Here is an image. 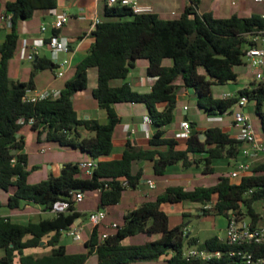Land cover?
Segmentation results:
<instances>
[{
    "label": "trees",
    "instance_id": "obj_1",
    "mask_svg": "<svg viewBox=\"0 0 264 264\" xmlns=\"http://www.w3.org/2000/svg\"><path fill=\"white\" fill-rule=\"evenodd\" d=\"M57 1H9L3 14H10V26L6 28L0 20V190L10 192L6 203L10 209L32 202L50 211L55 200H71L76 191L83 194L98 191V209H105L117 204L126 188H135L141 182L145 161L151 163L154 175H163L169 166L178 163L183 168L203 164L204 172L211 173L214 159H238L243 142L219 126L202 131L206 136L204 141L200 140L197 133L201 131L197 130L185 140L184 148H179L178 139L165 136V132L174 118L179 86L194 90L198 107L209 117L230 112L237 98L215 97L211 87L237 80L234 67L244 62L245 50L254 44L251 37L264 28L261 14H233L223 18L210 12L199 14L196 9L201 0H188L178 18L164 19L153 12L135 14L128 7L105 4L104 19L90 33L93 39L90 49L64 82L59 96L25 101V92L33 88L35 73L45 69L53 71L56 65L50 58L37 56L32 61L29 79L13 80L9 76V64L20 46L17 26L20 20L31 18L35 10L54 9ZM139 58L148 61L146 74L153 80L148 91L134 90L126 81L118 86L111 84L114 79H125ZM92 67L96 68L97 77L91 96L105 121L79 119L73 105V95L87 88L88 69ZM239 93L248 95V103H255L264 129V114L259 112L263 87L257 85L252 91L239 90ZM119 102L143 103L152 134L147 147L127 142L122 157L110 159L114 130L121 122L114 108ZM189 122L192 129L197 128L196 122ZM25 125L37 131L38 139L44 135L46 141L61 147L87 152L96 160L92 173L81 177L78 162H66L58 175L50 174L44 180L29 182L28 155L21 133ZM79 127L90 135L82 136ZM248 171L251 174L241 176L238 181L222 174L215 184L192 189L180 184L167 185L153 200L127 211L123 223L117 224L115 231L105 238L100 225L94 226L84 242V252L68 253L60 244L63 231L73 227L82 215L74 210L73 203L67 212L37 222L21 224L0 217V264H13L16 255L20 264H86L92 254L96 255V264L150 262L159 258L166 264H228L225 254L221 259L210 261L185 257L184 249L191 246L224 252L230 246L218 236L199 242L186 232L183 222L170 226L168 214L161 206L184 201L203 205L214 199L209 209L200 207L203 215L212 213L226 219L232 214L249 216L253 226L261 225L255 203L264 198V162L249 165ZM138 234L146 235L143 242H123ZM46 236H49L46 245L51 248L48 253L23 254L24 249L39 246Z\"/></svg>",
    "mask_w": 264,
    "mask_h": 264
},
{
    "label": "crops",
    "instance_id": "obj_2",
    "mask_svg": "<svg viewBox=\"0 0 264 264\" xmlns=\"http://www.w3.org/2000/svg\"><path fill=\"white\" fill-rule=\"evenodd\" d=\"M13 1V0H0V15L4 12L5 3ZM144 5H148L151 7V12L158 14L161 18L162 16H169V15H181L184 11L185 7L189 4L188 0H144L142 1ZM106 0H58L57 5L54 8L56 13H65L68 16L67 21L65 24L57 29L53 30L51 23L55 18V14L51 12L50 10H35L31 18L26 20H20V23H18V29L22 28V32L18 31L19 38H29V39H35L44 37L47 38L50 34L55 33L60 37L66 38L70 45H71V52L69 53V57L71 58L72 67L67 71L74 69L76 64L81 61L88 53L90 46L92 44V37L90 35L91 29H92V22L95 18H98L99 20L101 16L104 14V8H105ZM196 11L199 14L210 12L215 17H229L233 14L237 15H251L253 13L264 15V4L255 2L254 0H201L197 6ZM178 16V17H179ZM164 19H173V18H164ZM42 24H45L47 26V29L45 32L40 31V27ZM2 41V38H0V42ZM46 51L48 55L44 52ZM37 56L40 57H47L50 58V51L46 47L39 48ZM35 57V59L37 58ZM67 56L65 53H60V57ZM32 69V61L20 59L19 52L15 54V56L11 59L9 64V76L13 80H19V81H27L30 77ZM43 75L46 76V72L43 70L39 73L37 71L33 78V88H54V89H61V87L55 86L52 82H46ZM96 77H97V70L95 67L88 69V84L87 88L83 91H79L73 95V105L75 107V110L77 112V117L79 119H97L99 121H105V116L103 112L97 107L96 102L94 100V103H91L89 107L78 109L74 102L78 101L79 103H83L87 100V93L86 91L90 93L92 89L96 86ZM68 79V78H67ZM66 79V80H67ZM65 80V81H66ZM147 81L144 80V84ZM253 81H246L244 84L239 87L236 90H231L229 92H236L240 88H242L246 84H252ZM152 82L148 85V88L150 89ZM180 94H177V100L180 97ZM162 108V105L160 106ZM185 118H187L186 112L187 110L183 109ZM147 114H144L142 117L146 116ZM225 115V114H224ZM223 115V116H224ZM223 116H214L215 118H220L219 121H222ZM134 117V116H133ZM131 117V122L126 121L124 123V127L122 132L125 135H122L121 133H118L116 137L113 135L112 143H113V150L111 155L109 156L110 159H120L122 157V150L127 142H130L132 144H135L136 146L145 148L148 145L149 137L152 134V130L150 126H147L143 124V118L139 120H134V118ZM184 118V119H185ZM188 119V118H187ZM233 119V118H232ZM207 127V125H197L198 131H204ZM222 128V130L227 131L231 134L232 137L237 138L238 135V129L234 126L233 121H231L229 124H226L225 126H219ZM78 130L81 132L82 136H88L90 133L85 130L82 127H79ZM21 133L24 137L25 141V152L29 156L31 154L29 148L31 147L33 142L39 143L41 141V136L38 139L37 138V131L33 130L30 125H25L21 129ZM166 136V135H165ZM173 137V136H172ZM175 137V136H174ZM179 141V148H184V142L185 140H178ZM262 143H264V139L261 140ZM115 145H119L121 150L114 151ZM248 145L246 143H241V151L244 148H247ZM256 158L260 157V153L254 155ZM239 159L232 161L229 160V165L232 166L231 170L227 172V175H230L231 171H234L235 167L238 163H240ZM234 163V165H233ZM63 163H52L49 165L50 169L52 170L50 174L56 176L59 173V170L61 168ZM179 164V163H178ZM144 168V175L146 174L152 175V168L151 163L148 161H145L142 163ZM31 166L28 162L27 167ZM194 167V166H192ZM200 167V165L198 166ZM84 176L81 177H87L88 175L83 172ZM251 174L250 171L246 172H240L237 177H231L233 181H238L239 178L243 175H249ZM189 184H191L192 180L190 177H186ZM147 179L153 180L151 177H148ZM143 182H146V180H141ZM156 187V182L153 180ZM185 188L189 189L187 186L183 185ZM149 187V186H148ZM154 187V188H155ZM133 188V187H132ZM150 188V189H154ZM93 195H91L90 199L96 201V207H89V206H82L80 205L84 201L83 200L79 203L74 204V210L82 213L80 217H78L75 220V227L79 231L80 238L74 239L72 236L68 235L66 231H63L61 238H60V244L65 246V249L68 253H76V252H84L86 251V248L84 246V242L89 238L91 231L94 226H92L87 219V214L89 211L98 209V191H92ZM10 194V192H9ZM147 197V196H146ZM122 198V197H121ZM148 199H145L141 202H145ZM182 202L175 203V204H163L161 206V209L164 210L169 217V225L175 226L179 225L182 221V212L180 208ZM3 204V203H2ZM1 204V205H2ZM33 204L38 208V214L42 215L45 211L42 210V207L38 204L32 203V202H23L21 203L20 207L17 209H10L7 205H4L6 207V210L3 211L2 208H0V217L8 218L11 222L15 223H21L25 224L29 221H32L33 215L36 213H29L27 212L26 206ZM140 204L135 203L133 207L128 208L126 210H132L139 206ZM198 207H200V204L197 203ZM173 210L172 212H168V210ZM2 210V211H1ZM177 210V211H176ZM106 211V209H105ZM201 211L200 213H202ZM171 213V214H170ZM180 213V214H179ZM56 213L53 212V216ZM107 215V212H106ZM51 217H44V218H52ZM181 218V219H180ZM42 219V218H41ZM112 223H116V221H106L104 220L103 224L101 225V230L104 233H107V229L110 227ZM117 224V223H116ZM185 229V228H184ZM186 230V229H185ZM49 236H46L43 238L39 246L32 247V248H26L23 250V254H33L34 256H40L42 254L48 253L50 251V246L46 245L47 240ZM129 238H126L123 242L129 240ZM79 248V249H78ZM95 254H92L89 258L91 259L92 256ZM163 260V258H159L156 261ZM88 262V261H87ZM13 264H20L19 261V255H16L13 259Z\"/></svg>",
    "mask_w": 264,
    "mask_h": 264
},
{
    "label": "rangeland",
    "instance_id": "obj_3",
    "mask_svg": "<svg viewBox=\"0 0 264 264\" xmlns=\"http://www.w3.org/2000/svg\"><path fill=\"white\" fill-rule=\"evenodd\" d=\"M178 16L179 15L176 14L162 16V18H178ZM100 19H104V15L101 16ZM17 31L22 32V28L18 29L17 27ZM244 47H246V45ZM44 52L47 55L49 53H47L46 51ZM147 64V59H137L134 67L130 69L125 79H114L111 81V84L114 86H118L126 81L134 90H137L139 92L148 91V85L153 82V80L146 74ZM165 64H169V60H165ZM234 69L238 75L237 80L227 83L213 84V86L211 87L213 96L222 97L224 93L231 90H236L241 87L244 84L245 80L253 81L254 74L249 66L245 63V61L242 64L236 65ZM41 71H39V73ZM44 71L46 72V76L43 75V77L45 78L46 82H52L55 86L58 87H63L65 80L67 78H70L74 73V69H72L69 72H66L64 76L55 78L53 71L49 69H45ZM144 80L147 81L145 84ZM176 82L179 84L181 83L180 79H177ZM86 93V101H84L83 103H79L78 101L74 102L75 106L78 109L89 107L91 103H94L93 98L90 97L89 91H86ZM177 94H180L181 96L178 98L176 107L174 109L173 121L166 127L165 135L167 137L175 136L176 131L179 129L180 122L185 118V114L183 111L184 106L187 109L186 115L188 120L196 122L197 125L207 126H225L226 124H229L231 121H233L232 118L234 112L236 110H239V107H237L236 105L232 106L229 110L230 112H227L223 116L222 121H219L220 118L209 117L204 110L198 107L197 97L192 88L179 86ZM114 108L118 115L121 117V122L115 127L113 134L114 137H116L118 133L125 135L122 132L124 123L126 121L131 122V117L134 116V120H139L143 118L142 116L144 114H147V108L143 103L119 102L114 104ZM244 111L249 114L253 130L257 138L261 141L262 139H264V129L261 123V115L255 110V103H248V105L244 108ZM259 112L264 114V106H260ZM41 138L42 139L39 143L33 142L31 147L29 148L31 154L29 156L28 162L31 166L27 167V169L30 171L28 181L31 183H35L48 178L52 171L49 165L52 163H76L81 160H87L88 158H90L87 152L81 151L80 149L61 147L54 142L46 141L44 135H42ZM41 148H43L44 151H40ZM120 148L121 147L119 145H115L114 151L121 150ZM238 159L239 161H241L240 163H247L249 165L258 164L264 162V152H260V157L256 158L254 155H245L243 151H241L239 153ZM32 166H35V168L33 169ZM212 166L213 171L211 173H205L203 164H201L200 167L194 166L190 168H183L179 163L169 166L166 170V173L163 175L146 174L143 180H147L148 177H151L153 180H155L156 187L154 189H150L146 182L141 181L135 188H126L123 192L121 200L117 204L109 205L105 208L107 215L104 220H114L117 224H122L124 214L126 213V210L128 208L133 207L135 203L141 204V202L145 199L153 200L156 195L160 194L167 185L180 184L187 186L189 189H192L196 186L213 185L218 181L219 176H221L222 174H227V172H229L232 168V166L229 165V160L225 158L214 159ZM83 172L84 171L82 170L81 174L79 175L84 176ZM186 177H190V179L192 180L191 184H189ZM91 195H93L92 191L86 192L84 201L80 205L96 207V201L90 199ZM8 196L9 192L0 190V203L6 205ZM3 204L0 206V208L5 211L6 207L3 206ZM262 206L263 203L261 201L255 203V209L258 213L262 211ZM179 209H181L180 212L185 213V215L181 216V222H183V227L186 229V232H188L191 237H196L199 242H203L204 240L212 236H218L219 238L224 237L226 226L225 217L221 215H214L212 213L203 215V212L200 213L201 209L200 207H198L196 202L184 201L181 203ZM25 210L29 213H36L32 217V221L36 222L41 218L53 216V212L51 211H45L42 215H39L38 208H36V206H34L33 204L26 206ZM168 212L173 213V210L169 209ZM101 227L102 226L100 225V228ZM114 231L115 228L109 227L107 229L108 233H113ZM145 238V234H138L130 237V239L125 242L141 243L145 240ZM1 254L2 251L0 250V255ZM86 264H96V255L92 256ZM129 264H166V261H143L132 262Z\"/></svg>",
    "mask_w": 264,
    "mask_h": 264
},
{
    "label": "built area",
    "instance_id": "obj_4",
    "mask_svg": "<svg viewBox=\"0 0 264 264\" xmlns=\"http://www.w3.org/2000/svg\"><path fill=\"white\" fill-rule=\"evenodd\" d=\"M142 1L144 0H106V4L108 7H128L135 14L151 12V7L144 5ZM254 1L264 4V0ZM50 11L55 14V18L51 23L52 29L57 30L65 24L68 16L65 13H56L55 9H51ZM0 20L6 28L10 26V14L0 15ZM97 23H99V19L95 18L92 22V29ZM46 29L47 26L42 24L40 31L45 32ZM251 40L254 44L245 50L243 58L253 72L254 79L252 84H246L239 90L252 91L257 85H260L264 89V28L253 35ZM41 47H46L50 51V59L56 65L53 69L55 78L64 76L72 67L71 58L68 56L72 50L69 41L55 33L50 34L47 38H21L18 50L20 59L33 61ZM60 53H65L67 56L60 57ZM239 90L236 92H226L222 97L237 98V102L233 105L239 107V110H236L233 115V124L238 129L237 139L248 145L247 148L242 150L245 155H256L260 152H264V143L257 138L253 130L250 116L244 111V108L248 104V95L240 94ZM59 94L60 89L31 88L25 92L24 100L36 102L42 99L57 97ZM262 106H264V98L262 100ZM184 109L187 110L185 106ZM142 123L150 126V118L147 115L144 116ZM191 131L192 128L190 122L185 118L180 122L179 129L175 133V138L178 140H186L191 136ZM40 151H44V149L41 148ZM77 165L89 176L96 166V160L88 158L87 160L79 161ZM237 166L238 168L230 172L231 177L235 178L240 172H246L249 170V164L247 163H238ZM146 183L149 188L155 187V183L151 179H147ZM124 184H126L125 181ZM83 197L84 194L81 191H76L71 200H55L51 205L50 211L54 213H65L68 211L71 203H79L83 200ZM261 202L263 203L262 211L259 213V220L262 222L261 225L253 226L252 220L249 216L232 214L226 219L225 235L220 239L230 246L227 251L224 252L219 249L191 246L184 249L183 255L195 260L210 261L212 259H221L225 254L226 258L229 260L228 264H264V198ZM213 203L214 199L206 204L200 205V207L203 209H209ZM230 212H232V209ZM105 218L106 211L102 208L89 211L87 214L88 222L92 226L103 224ZM110 227L116 228L117 224L112 223ZM66 233L74 239L80 238L79 231L75 226L66 230ZM107 235V233H103L102 238H105Z\"/></svg>",
    "mask_w": 264,
    "mask_h": 264
},
{
    "label": "water",
    "instance_id": "obj_5",
    "mask_svg": "<svg viewBox=\"0 0 264 264\" xmlns=\"http://www.w3.org/2000/svg\"><path fill=\"white\" fill-rule=\"evenodd\" d=\"M191 132H192V134H194V133H197L198 131H197V129H192ZM197 134H198V136H199V138H200L201 141H204V140H205L206 136H205L204 133L199 132V133H197Z\"/></svg>",
    "mask_w": 264,
    "mask_h": 264
}]
</instances>
